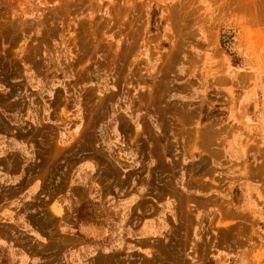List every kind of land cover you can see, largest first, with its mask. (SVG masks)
<instances>
[{
	"label": "rangeland",
	"instance_id": "374dc122",
	"mask_svg": "<svg viewBox=\"0 0 264 264\" xmlns=\"http://www.w3.org/2000/svg\"><path fill=\"white\" fill-rule=\"evenodd\" d=\"M12 130L54 201L0 183V264H264V0H0Z\"/></svg>",
	"mask_w": 264,
	"mask_h": 264
},
{
	"label": "crops",
	"instance_id": "0c3cea01",
	"mask_svg": "<svg viewBox=\"0 0 264 264\" xmlns=\"http://www.w3.org/2000/svg\"><path fill=\"white\" fill-rule=\"evenodd\" d=\"M0 151H2L0 154V183L6 185L10 196L14 199L5 209V213H10L13 216L15 210L22 206L23 212L18 219L25 222L24 224L27 226L22 228V231L33 237L31 239L32 243L39 244L42 240L32 234L31 226L27 223L26 217L29 215L27 211L28 203L29 201H34V199L36 201L41 200L50 209L53 205L54 197L47 196L44 178L36 172H31V168L34 165L35 146L22 139L20 130H12L7 136L0 135ZM17 159L20 161L19 163L16 161ZM78 170H86V163L83 162ZM139 242L142 245L152 244L153 240L144 238V240ZM0 247L6 249L8 253L14 254L20 262H32L33 257L11 241L6 243L0 241ZM140 252L146 257L151 256V253L144 248Z\"/></svg>",
	"mask_w": 264,
	"mask_h": 264
},
{
	"label": "trees",
	"instance_id": "16d2710c",
	"mask_svg": "<svg viewBox=\"0 0 264 264\" xmlns=\"http://www.w3.org/2000/svg\"><path fill=\"white\" fill-rule=\"evenodd\" d=\"M223 44H224V45H227L225 41L223 42Z\"/></svg>",
	"mask_w": 264,
	"mask_h": 264
}]
</instances>
